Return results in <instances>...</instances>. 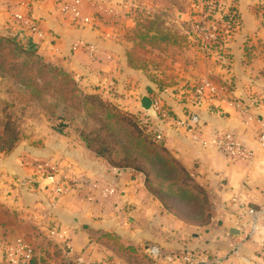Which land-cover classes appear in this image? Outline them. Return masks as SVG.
Returning a JSON list of instances; mask_svg holds the SVG:
<instances>
[{
	"label": "crops",
	"instance_id": "crops-1",
	"mask_svg": "<svg viewBox=\"0 0 264 264\" xmlns=\"http://www.w3.org/2000/svg\"><path fill=\"white\" fill-rule=\"evenodd\" d=\"M19 1L0 0V33L24 43L27 39L45 60L65 67L84 95L149 116L155 137L161 135L169 156L197 188L192 193L201 192L206 199L208 213L200 222L178 217L146 187L141 173L118 171L79 135L68 136L42 123L51 134L34 132L40 149L32 151L33 140L26 139L10 152L0 151V260L8 247L22 240L33 245L46 263L73 256L77 263L96 264L129 253L160 264L149 252L157 246L164 253L196 250L220 258L219 263L207 264H264V228L244 240L249 224L233 205L235 198L254 207L264 204V150L257 144L264 128V26L259 0H218L224 8L236 7L241 20L228 39L225 59L200 51L186 32L191 13L182 11L165 24L176 23L185 39L179 43L172 39L160 48L146 46L139 53L144 67L130 63L132 37L138 21L158 15L138 9L136 0H81L82 11L90 18L87 25H75L62 14L60 3L69 0H23L26 13L46 34L40 45L12 19ZM78 40L95 45L97 58L73 51ZM202 80L215 91L197 99L194 87ZM144 96L168 107L169 119L143 110ZM193 114L200 119L197 129L187 124ZM217 132L240 140L253 150V157L231 160L209 142ZM29 158L68 165L73 176L104 181L116 193L100 199L96 192L99 200L89 201L69 191L52 206L51 193L39 186L33 169L22 162ZM236 244L240 246L234 251Z\"/></svg>",
	"mask_w": 264,
	"mask_h": 264
},
{
	"label": "rangeland",
	"instance_id": "rangeland-1",
	"mask_svg": "<svg viewBox=\"0 0 264 264\" xmlns=\"http://www.w3.org/2000/svg\"><path fill=\"white\" fill-rule=\"evenodd\" d=\"M136 1L138 9L154 11L159 19L171 24L174 19L172 15H178L182 11L192 13L191 4L196 0ZM173 25L176 27H168L178 33L179 27L176 23ZM0 37L9 39L8 43L0 44V130L5 123V115L9 116L11 121L5 134L2 132L4 137L1 143L6 145L4 142L6 136L13 139L15 137L17 142L15 144L14 141V145L17 148L26 139H31L32 151L40 149V143L33 138L36 134L34 132L37 130L40 133L50 132L44 129L42 123L63 130L68 136L79 135L89 144L92 151H102L104 157H100L118 171L131 169L134 173H141L146 187L178 217L191 222L207 220L205 217L208 213L205 211L208 207L207 201L201 192L192 193V190L197 188L185 178L175 162L173 172L158 163L159 159L170 161L173 159L162 142L155 137L154 125L149 116L137 110L124 111L99 97L85 99L71 73L53 60L50 62L45 60L37 47L28 44L27 39H24V43L23 39L19 40L15 36L0 33ZM194 43L202 53H205L199 41ZM165 56L172 58V54ZM160 58L164 60L163 57ZM43 148L46 147L43 145ZM22 162H29L30 164H23L30 169L40 164H48L57 166L62 173H68L69 168L68 165L49 158H29ZM124 165L132 167L124 168ZM136 166L142 171L133 168ZM119 255L121 257L115 261L106 260L104 263L96 264H143L141 259L145 258H140V254L136 256L137 258L129 253ZM72 257L54 259L50 264L86 263V260L77 263ZM144 260L146 264H152L149 258Z\"/></svg>",
	"mask_w": 264,
	"mask_h": 264
},
{
	"label": "built area",
	"instance_id": "built-area-1",
	"mask_svg": "<svg viewBox=\"0 0 264 264\" xmlns=\"http://www.w3.org/2000/svg\"><path fill=\"white\" fill-rule=\"evenodd\" d=\"M192 13L190 17L187 34L191 40L199 41L201 49L205 53H213L216 57L225 59L226 44L229 37L241 25L240 16L236 7L230 6L224 8L218 0H196L191 4ZM26 2H18V11L12 15L13 21L23 30L27 31L40 45L46 39V34L39 26V21L30 17L26 13ZM81 0H69L60 3V11L67 16L75 25H87L90 18L84 15L82 11ZM258 11L264 26V0H259ZM195 38H197L195 40ZM260 46V45H259ZM73 51H84L91 58H97L99 49L88 42L78 40L72 45ZM110 58V56H107ZM215 88L207 80H202L194 87V96L202 99L207 94L214 93ZM155 115L162 120L170 117V110L160 100L153 99L152 103ZM187 124H191L197 129L201 126L199 116L193 114L189 117ZM194 129V130H195ZM158 140L161 135L156 136ZM216 146L221 152L231 160L251 159L254 155L253 150L247 148L240 140H237L229 133L217 132L209 141ZM257 144L264 150V128L261 129L257 137ZM30 164L25 162V164ZM33 176L39 181L48 192L51 193L50 205L54 206L59 199L69 191L79 193L89 201L99 200L96 192L99 193L100 199H105L116 193V188L104 181H94L89 177L73 176L70 173H62L55 165L40 164L33 168ZM47 181V184L44 183ZM234 208L239 218L248 221V229L243 233V239L250 238L254 233L264 228V204L254 207L233 199ZM239 244H236L234 251H237ZM151 257L160 264H207L219 263L220 258H210L207 255H201L196 250L164 253L157 246L149 249ZM35 252V247L31 244L18 240L12 246L8 247L5 257L0 260V264H45L41 261ZM82 263V261H79ZM50 264V262L46 263ZM91 264V263H85Z\"/></svg>",
	"mask_w": 264,
	"mask_h": 264
},
{
	"label": "trees",
	"instance_id": "trees-1",
	"mask_svg": "<svg viewBox=\"0 0 264 264\" xmlns=\"http://www.w3.org/2000/svg\"><path fill=\"white\" fill-rule=\"evenodd\" d=\"M138 25H139L138 29L136 30V32L134 33V36L132 37V40L134 42V46H133V48L129 54V59H130L131 64L140 63L143 66V63H144V62H142L143 58L139 55V53L140 52L142 53L146 46H150L153 48L154 47L160 48L163 43H166L172 39L174 41H176V43L177 42L179 43L180 40L185 39L184 34H182L180 32L177 33L175 31H172L165 24L164 21L159 19V17L143 19L140 22L138 21ZM3 42L8 43L9 39H7V38L3 39L2 37H0V44ZM83 97L85 99H89L93 96L84 95ZM5 118H6L5 123L2 126V129L0 130V141L4 137L2 132H4V134H5V132L8 130L10 122H11L9 116L5 115ZM6 138H4V142L6 143V145L4 143L0 142V151L10 152L15 148L14 141L17 138L14 137V139H13V138H10L7 136H6ZM16 142L17 141H15V144H16ZM86 144L89 147V144L88 143H86ZM149 148H151V147H149ZM150 150H153V149H150ZM95 153L98 156H103L102 151L95 150ZM158 163L163 165V167L170 172L175 171V166L173 165V163H174L173 160L170 161L169 159H167V160L159 159ZM123 167L126 168V167H132V166L131 165H124ZM133 168L136 170L142 171V169L140 167L136 166ZM33 264H36V263L34 262Z\"/></svg>",
	"mask_w": 264,
	"mask_h": 264
},
{
	"label": "water",
	"instance_id": "water-1",
	"mask_svg": "<svg viewBox=\"0 0 264 264\" xmlns=\"http://www.w3.org/2000/svg\"><path fill=\"white\" fill-rule=\"evenodd\" d=\"M152 99L150 97L144 96L141 100L140 107L148 113H155L152 107Z\"/></svg>",
	"mask_w": 264,
	"mask_h": 264
}]
</instances>
